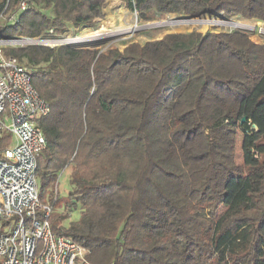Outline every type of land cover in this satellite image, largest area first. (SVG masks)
<instances>
[{
  "label": "trees",
  "instance_id": "obj_1",
  "mask_svg": "<svg viewBox=\"0 0 264 264\" xmlns=\"http://www.w3.org/2000/svg\"><path fill=\"white\" fill-rule=\"evenodd\" d=\"M27 1L3 37L59 34L102 15L103 0ZM128 1L143 21L150 11L264 21V0ZM6 52L30 66L50 105L38 120L39 201L91 264H264V43L241 30L191 31L105 52ZM69 165L63 202L55 184Z\"/></svg>",
  "mask_w": 264,
  "mask_h": 264
},
{
  "label": "built area",
  "instance_id": "obj_2",
  "mask_svg": "<svg viewBox=\"0 0 264 264\" xmlns=\"http://www.w3.org/2000/svg\"><path fill=\"white\" fill-rule=\"evenodd\" d=\"M29 7L27 0L11 8L9 0H0V27L17 22ZM74 38L0 34V264H91L84 246L51 229L52 208L39 201L35 173L46 139L38 120L50 112V105L33 86L31 68L6 52L8 47H51L50 39ZM71 43L76 44L68 40L53 45Z\"/></svg>",
  "mask_w": 264,
  "mask_h": 264
},
{
  "label": "rangeland",
  "instance_id": "obj_3",
  "mask_svg": "<svg viewBox=\"0 0 264 264\" xmlns=\"http://www.w3.org/2000/svg\"><path fill=\"white\" fill-rule=\"evenodd\" d=\"M41 11L48 15H53L50 6L39 5ZM213 16L221 17L222 14L212 13ZM149 20L143 21L140 20L137 12L131 8L128 0H103L102 3V15L94 19L92 24L87 26H72L71 23L68 24L66 31L54 34L50 32V29L45 32L47 36L52 37L53 35L57 38L61 37H81L82 40L87 38L97 37L96 40H91L82 43L76 44H67L70 47L74 48H94L98 49L100 52H105L110 48H117L121 50L126 44L130 42H139L144 43L148 40L160 39L165 34L168 33H187L191 31H232V30H241L247 33L250 38L258 43H264V21L258 20H246L237 16H232L226 18L227 20H232L240 24L245 25V27H229L222 25H204V26H173V25H152L158 22L167 21L168 19L180 20V18L187 17L184 14H158L154 11L148 13ZM223 16V15H222ZM209 20V19H206ZM14 23L8 24V26H13ZM148 26V27H147ZM247 26V27H246ZM253 27L252 29L250 27ZM262 29V30H261ZM3 32V27H0V33ZM12 37H17L16 35H9ZM27 46V45H25ZM51 47H57L58 45H50ZM45 63H40L36 65L38 68H43ZM30 67V66H28ZM33 67V66H31ZM34 68V67H33ZM252 127V126H251ZM242 140V135H240L239 146H238V161L243 162V155L240 150V142ZM72 170V165L67 166L58 174V179L55 184L57 188L58 198L63 202L65 201V196L70 190L71 185L69 184V175ZM63 202L58 208V211H66V208L63 207ZM80 207V205H79ZM68 213V212H67ZM79 217V209L77 208L74 211H71L67 215V219L63 221V225L67 226L70 221H75ZM11 220H16L15 217H12Z\"/></svg>",
  "mask_w": 264,
  "mask_h": 264
},
{
  "label": "bare ground",
  "instance_id": "obj_4",
  "mask_svg": "<svg viewBox=\"0 0 264 264\" xmlns=\"http://www.w3.org/2000/svg\"><path fill=\"white\" fill-rule=\"evenodd\" d=\"M164 24H168V25H173V26H204L206 24L208 25H222V26H229L232 28L235 27H245V25L240 24L238 22L232 21V20H206V19H199V20H173V19H168L167 21H162V22H158L156 24H149L148 26H152V25H164ZM147 26V27H148ZM247 27V26H246ZM250 27V26H249ZM251 29L253 27H250ZM262 30V29H261ZM97 37H92V38H87L86 40H82V38H74V39H65V40H48L47 42L50 44H56L59 42H64V41H68L71 40L73 42L76 43H82V42H86V41H91V40H96Z\"/></svg>",
  "mask_w": 264,
  "mask_h": 264
},
{
  "label": "water",
  "instance_id": "obj_5",
  "mask_svg": "<svg viewBox=\"0 0 264 264\" xmlns=\"http://www.w3.org/2000/svg\"><path fill=\"white\" fill-rule=\"evenodd\" d=\"M199 19H209V20H226V18L224 17H216V16H213V15H202L200 17H190V16H187V17H184V18H180V20H199ZM245 117H242L240 122L243 123L245 121ZM252 128H257L255 124L252 125Z\"/></svg>",
  "mask_w": 264,
  "mask_h": 264
},
{
  "label": "crops",
  "instance_id": "obj_6",
  "mask_svg": "<svg viewBox=\"0 0 264 264\" xmlns=\"http://www.w3.org/2000/svg\"><path fill=\"white\" fill-rule=\"evenodd\" d=\"M72 25V24H71ZM73 26V25H72ZM84 26H87V25H82L81 27H84Z\"/></svg>",
  "mask_w": 264,
  "mask_h": 264
}]
</instances>
